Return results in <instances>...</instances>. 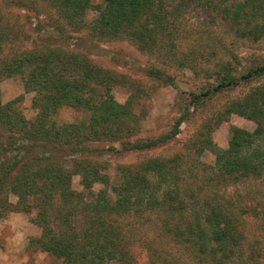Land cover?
I'll use <instances>...</instances> for the list:
<instances>
[{"label":"rangeland","instance_id":"374dc122","mask_svg":"<svg viewBox=\"0 0 264 264\" xmlns=\"http://www.w3.org/2000/svg\"><path fill=\"white\" fill-rule=\"evenodd\" d=\"M20 1L33 8L22 6ZM102 2L92 0L93 6L84 15L68 17V21L48 0H0V22L9 25L17 35L1 45L0 63L7 56L46 46L62 56L74 55L80 61L85 60L88 68L97 72V80L101 72V92H109L125 107L119 117L106 124L107 129H130L129 136H117L105 130L94 139L90 129V140L86 141L82 135L88 131V107L63 106L54 118L74 126L71 139L105 147L103 152L87 157L110 175L108 185L125 177L119 172V166L141 165L155 157L173 159L171 164L179 163V178L171 184L172 199L166 207L144 206L141 216L130 212L118 217L129 237L128 251L132 255L129 261L133 264H264V168L261 173L243 175L239 180L211 173L218 152L229 147L236 130L257 128V122L250 116L253 113L244 111L242 105L250 93L264 85V74L233 88L197 97L214 86V77L209 75L220 68L221 59L235 61L234 55L238 57L236 75L264 63V33L257 39L253 35L238 37L229 30L219 11L191 9L185 10L180 18L182 35L166 40L173 47H164L158 42L159 45L150 44L142 49L128 38L110 39L95 33L92 22L98 14L96 5ZM81 16H85V24ZM183 60L195 68L182 65ZM25 69L28 71L29 66ZM151 69L171 75L174 84L149 75L147 71ZM21 73H0V173H10V180L20 173L21 166H12L17 150L7 146L6 141L23 140L27 135L22 130L26 122H30V134L38 130L32 123L40 111L41 96L35 89L26 88L25 75ZM106 79L110 80V88ZM46 125H52L51 118ZM173 131L176 132L173 134ZM161 137L164 139L153 148L121 151L125 149L124 141L133 143ZM34 153L32 150L24 154L27 160L32 159L31 170L46 162L44 158L33 159ZM44 156L47 157L41 152L38 157ZM57 158L66 167L75 165L72 157ZM253 163L250 160L244 167L240 165L235 173L246 167L250 170ZM149 178L161 183L159 178ZM108 185L97 181L88 188L82 174L75 173L72 177V188L86 192L88 199ZM168 185V181L162 183L161 189L167 190ZM108 190L115 198L114 190L111 187ZM10 191L9 201L15 205L18 198ZM31 201L32 196L28 198ZM25 209L10 206L2 210L0 264H61L56 253L39 247L37 239L42 229L33 222L37 212ZM211 210L221 214L220 223L230 220L231 230L222 240L215 235V221L206 218ZM170 213L175 218L168 223ZM177 223L179 234L171 233L170 226Z\"/></svg>","mask_w":264,"mask_h":264},{"label":"trees","instance_id":"16d2710c","mask_svg":"<svg viewBox=\"0 0 264 264\" xmlns=\"http://www.w3.org/2000/svg\"><path fill=\"white\" fill-rule=\"evenodd\" d=\"M48 1L50 6L57 7L59 13L68 21V17L84 15L85 11L93 6L92 0ZM20 3L24 7L33 8L23 1ZM96 6L98 14L92 22L95 33L110 39L128 38L142 49L150 44L159 43L164 47H173L174 45L167 43L166 40H173L177 35H182L180 18L185 10L191 9L219 11L226 20L229 30L235 32L238 37L253 35L257 39L264 33V0H104ZM34 7L38 9L37 6ZM81 20L86 23L85 16H81ZM9 27L0 22V48L5 42L17 37ZM234 58L238 61L236 55ZM235 61L230 58L221 59L220 68L209 75L214 77V86L197 97L233 88L242 81L252 80L264 74L262 63L241 75H236ZM188 62L183 60L182 65L193 66ZM26 66H29L28 71H25ZM88 66L89 64L83 59L80 61L78 56L65 57L46 46L36 51L34 49L23 51L1 60L0 73L11 75L22 72L21 74L25 75L26 88L38 91L41 99L38 102L39 115L32 123L38 130L30 134L28 129L30 122H26L25 129L22 130L27 135H24L23 140L12 138L6 141L7 146L17 150L12 157V166L17 168L20 165L21 169L11 180L10 173H0V218L4 215L3 208L7 209L10 206H15L17 210L23 209V206L27 208L25 210H36L33 222L42 229V235L37 239V243L43 250L56 253L61 258V264H113V261L115 264H133L131 259L129 261V256L131 258L132 255L128 251L127 230L119 222L118 217L129 215L130 212L141 216L144 206H147L146 208L159 206L160 209L161 206L166 207L168 201L172 199L171 184L179 178L177 175L180 174L177 169L179 163L171 164L173 159L155 157L147 159L141 165L119 166V172L125 177H119L117 182L108 185L110 175L104 173L100 165L87 157L98 151L103 152L105 147L91 146L85 141L71 139L74 126L66 122H57L54 118L63 106L88 107V113L90 112L88 131L82 135L86 141L90 140L91 134L94 139L102 136L105 130H110L117 136L130 135L128 134L130 129H107L106 124L115 116L119 117L125 107L116 102L109 92L106 94L101 92L103 75L100 72V79L97 80V72ZM147 72L151 76L163 78L166 82L170 80L169 82L174 84L171 75L156 69ZM105 82L110 88V80L106 79ZM243 104L244 111L249 110L253 113L250 116L257 122V128L253 131L236 130L231 136L229 147L222 151L218 150L216 165L211 170L216 176L220 173L239 180L243 175L254 176L261 173L264 168V85L250 93ZM50 118L52 125L47 126ZM103 126L105 129H99ZM175 132L173 131V134ZM163 139L164 137L140 139L133 143L124 141L125 149L120 150L127 152L153 148ZM32 150L36 151L33 159H46V162L36 170H31L29 163L31 157L27 160L24 155L26 151L31 153ZM41 152L47 157H38ZM58 156L72 157L74 167L62 165ZM250 160L254 162L250 170L246 167L245 170L235 173L240 165L244 167ZM75 173L82 174L84 184L88 188L97 181H102L108 186L93 193L92 199H88L86 192L72 188V177ZM151 176L159 178L161 183L150 181ZM167 181L170 189H161L162 183ZM7 185L11 186L10 189H7ZM110 187L115 192V198L109 193ZM9 191L15 193L18 198L15 205L9 201ZM30 196L32 201L28 202ZM180 203L183 204L182 201ZM177 212L178 209H175L174 214ZM170 215L168 223L173 222L175 218L172 213ZM206 218L215 221V235L221 240L230 232V220L220 223L222 216L218 211L211 210ZM178 227L179 223L174 227L170 226L169 231L179 234Z\"/></svg>","mask_w":264,"mask_h":264}]
</instances>
